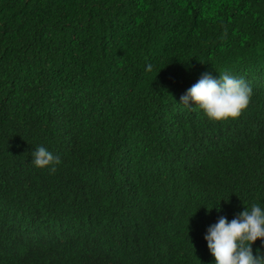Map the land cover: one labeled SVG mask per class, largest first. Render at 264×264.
Here are the masks:
<instances>
[{
    "label": "trees",
    "instance_id": "trees-1",
    "mask_svg": "<svg viewBox=\"0 0 264 264\" xmlns=\"http://www.w3.org/2000/svg\"><path fill=\"white\" fill-rule=\"evenodd\" d=\"M204 73L252 88L239 118L181 104ZM41 146L55 173L33 164ZM253 204L264 0H0V262L13 235L61 217L80 232L75 264H216L208 228Z\"/></svg>",
    "mask_w": 264,
    "mask_h": 264
},
{
    "label": "clouds",
    "instance_id": "clouds-1",
    "mask_svg": "<svg viewBox=\"0 0 264 264\" xmlns=\"http://www.w3.org/2000/svg\"><path fill=\"white\" fill-rule=\"evenodd\" d=\"M146 70L151 72L152 65H147ZM252 94V88L242 78L222 73L216 79L204 73L181 97V104L190 106L194 102L210 120L225 121L239 118L249 106ZM32 155L36 167L49 168L52 173L62 163L59 156L42 146ZM170 219L184 231L180 218L171 213ZM79 238V229L60 217L52 221L46 236L26 232L13 235L11 256L0 264H28L31 257L44 258L45 264H75L70 258L69 243ZM205 239L216 264H264V255H254L252 248L258 239L264 241V209L253 204L230 222L221 216L208 228Z\"/></svg>",
    "mask_w": 264,
    "mask_h": 264
}]
</instances>
